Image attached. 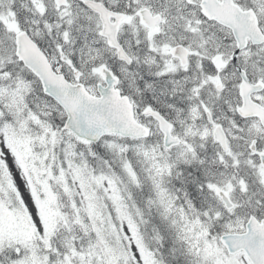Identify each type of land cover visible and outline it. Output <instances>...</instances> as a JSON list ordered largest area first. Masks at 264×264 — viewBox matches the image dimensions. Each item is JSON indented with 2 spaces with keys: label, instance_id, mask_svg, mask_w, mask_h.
I'll return each mask as SVG.
<instances>
[{
  "label": "snow or ice",
  "instance_id": "obj_1",
  "mask_svg": "<svg viewBox=\"0 0 264 264\" xmlns=\"http://www.w3.org/2000/svg\"><path fill=\"white\" fill-rule=\"evenodd\" d=\"M0 264H264V0H0Z\"/></svg>",
  "mask_w": 264,
  "mask_h": 264
}]
</instances>
